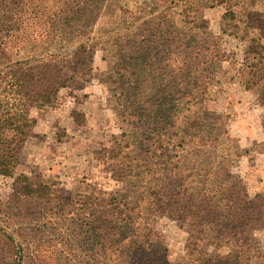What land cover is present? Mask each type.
<instances>
[{"label": "trees", "instance_id": "trees-1", "mask_svg": "<svg viewBox=\"0 0 264 264\" xmlns=\"http://www.w3.org/2000/svg\"><path fill=\"white\" fill-rule=\"evenodd\" d=\"M108 1L0 0V177L12 179L10 203L15 208L26 207L21 211L29 215L49 214L51 218L58 208H70L73 199L79 198L65 197L52 184L16 174L15 168L34 123L30 111L51 107L60 89L77 83V75L91 70L96 39L90 34ZM159 2L157 8H153L156 2L149 3L144 17L132 27L118 30L115 38L100 37L108 43L114 40L118 51L134 57L139 58L141 49L145 57L148 79L140 85L137 71L132 72L128 89L134 94L126 96L125 110L122 108L123 117L145 120L148 134L138 142L102 147L96 153L104 168L123 180L135 177L138 149L145 158L152 152L149 156L162 161L157 172L163 178L147 192L106 193L96 208L82 205L79 226L66 231L84 235V250L90 255L83 264H168L165 248L152 238L148 215L153 213L151 205L169 210L177 205L182 213L199 209L203 214L184 242L186 264H264V250L250 245L252 232L264 229V199L250 198L238 176L229 171L225 150L218 146L221 134L211 133L207 125L216 120L205 116L215 65L232 57L221 49L219 37L210 32L207 23L197 22L193 15L197 6H219L222 20H231V0ZM174 12L181 18V27L171 15ZM260 23L258 37L243 55L247 70L243 84L246 90H258V103L264 106V18ZM164 28L167 30L159 33ZM139 31L146 35L142 38H148L140 41L142 46L132 37ZM163 36L171 49L163 62L174 56L177 70L163 69L169 79L164 90L170 92L164 94L166 98H156L152 94L157 88L155 73L161 69L156 66L163 62H156L161 52H156L154 39ZM70 117L74 126L82 125L81 113L72 111ZM261 127L263 140L254 148L264 155V120ZM207 248L218 251L209 255ZM23 256L17 264L45 260L39 255Z\"/></svg>", "mask_w": 264, "mask_h": 264}, {"label": "rangeland", "instance_id": "rangeland-1", "mask_svg": "<svg viewBox=\"0 0 264 264\" xmlns=\"http://www.w3.org/2000/svg\"><path fill=\"white\" fill-rule=\"evenodd\" d=\"M152 2L157 3L153 8L160 4L159 0H109L90 34L96 39L91 70L77 75V83L60 89L51 107L30 111L34 123L30 136L19 150L16 174H27L36 182L52 184L65 197L79 198L73 199L70 208H58L51 218L47 217L49 214L45 217L29 215L21 211L26 207L15 208L10 203L12 179L0 177V264H17L21 255L26 259L39 255L45 259L39 260L41 264L86 263L90 254L84 250V235L80 231H66L74 229V225L79 226L78 216L81 215L78 209L83 206L96 208V204L108 196L106 193L123 196L129 192H147L163 178L157 172L162 161L149 156L152 152L145 158L138 149L135 171L132 172L135 177L123 180L114 178L96 153L102 147L132 144L135 139L138 142L148 134L145 120L123 117L126 96L134 94L128 89L132 72L137 71L140 85L148 79V68H144L145 61H142L145 57L141 49L139 59L128 51H118L114 40L108 43L107 38L100 37L108 34L115 38L118 30L123 31L138 23V19L141 20L150 10L147 5ZM231 3L234 13L231 20H222L223 8L219 6H197L193 15L197 22L207 23L210 32L219 37L221 49L232 57L230 61L215 65L205 116L210 121L216 120L207 125L211 133L221 134L218 146L225 150V164L229 171L238 176L250 198L257 195L264 199V155L258 154L254 148L263 140L264 106L258 103V90H246L243 84L247 72L243 67V55L259 35L256 27L264 18V0H231ZM171 15L181 27L177 12ZM142 35L146 36L141 31L131 35L139 46L148 40ZM166 39L165 36L154 39L157 40L156 52H161L157 63L170 55L171 49L165 46ZM173 60L174 56H171L169 62L156 66L161 68L155 73L157 88L152 94L156 98H166L164 94L170 92L164 90L169 79L163 69L177 70V63ZM140 87L145 91L143 86ZM72 111L83 115L81 126H74L70 117ZM150 209L153 211L148 215L151 235L165 248L168 264H186L184 242L203 214L199 209L182 213L177 205L171 206L170 210L154 205ZM252 239L250 245L263 251L264 229L254 230ZM206 251L212 255L218 250L207 248Z\"/></svg>", "mask_w": 264, "mask_h": 264}]
</instances>
